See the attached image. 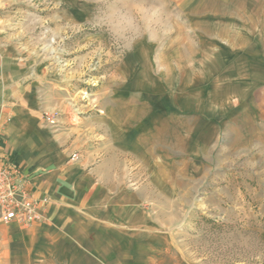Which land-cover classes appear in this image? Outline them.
Instances as JSON below:
<instances>
[{
  "label": "crops",
  "instance_id": "0c3cea01",
  "mask_svg": "<svg viewBox=\"0 0 264 264\" xmlns=\"http://www.w3.org/2000/svg\"><path fill=\"white\" fill-rule=\"evenodd\" d=\"M177 8L155 53L138 39L119 63L122 80L96 118L107 133L96 130L90 149L89 130L46 120L36 63L0 29V156L48 198L41 221L0 220V264H136L163 253L166 219L144 206L160 204L155 191L168 204L178 183L164 160L147 165L156 136L160 154L179 158L210 157L221 135L230 149L264 152V0Z\"/></svg>",
  "mask_w": 264,
  "mask_h": 264
},
{
  "label": "rangeland",
  "instance_id": "374dc122",
  "mask_svg": "<svg viewBox=\"0 0 264 264\" xmlns=\"http://www.w3.org/2000/svg\"><path fill=\"white\" fill-rule=\"evenodd\" d=\"M181 1L186 0H0V29L36 63L45 111L65 118L76 135L89 130L90 149L100 139L96 130L107 133L96 118L105 116L122 80L119 63L138 48L135 43L130 51L118 49L111 28L102 30L94 22L130 18L155 53ZM153 69L157 72V66ZM151 141L156 151L147 165L164 160L171 170L168 180L178 184L169 188L168 204L155 191L160 204L144 206L166 219L168 247L136 264L165 259L167 264H264V152L230 149L221 135L210 157L179 158L165 150L161 156L160 140ZM134 165L145 168L139 158ZM138 174L143 179L149 172Z\"/></svg>",
  "mask_w": 264,
  "mask_h": 264
},
{
  "label": "built area",
  "instance_id": "2783aa9c",
  "mask_svg": "<svg viewBox=\"0 0 264 264\" xmlns=\"http://www.w3.org/2000/svg\"><path fill=\"white\" fill-rule=\"evenodd\" d=\"M55 116L46 114V120L55 125ZM29 179L21 169L0 156V220L28 225L43 219L48 198L37 197L27 187Z\"/></svg>",
  "mask_w": 264,
  "mask_h": 264
},
{
  "label": "clouds",
  "instance_id": "9594fccd",
  "mask_svg": "<svg viewBox=\"0 0 264 264\" xmlns=\"http://www.w3.org/2000/svg\"><path fill=\"white\" fill-rule=\"evenodd\" d=\"M93 26L102 30L111 28L109 34L113 44L123 51L132 50L137 40L142 38V33L136 30L131 19L127 17L122 18L118 24L109 18L101 17L94 22Z\"/></svg>",
  "mask_w": 264,
  "mask_h": 264
}]
</instances>
